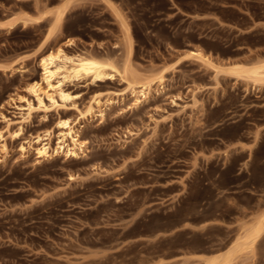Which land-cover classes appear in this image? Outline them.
Masks as SVG:
<instances>
[{"label": "rangeland", "instance_id": "1", "mask_svg": "<svg viewBox=\"0 0 264 264\" xmlns=\"http://www.w3.org/2000/svg\"><path fill=\"white\" fill-rule=\"evenodd\" d=\"M59 48L118 73L68 84L76 108H37L25 87ZM262 63L264 0H0V264H204L227 248L264 216V84L227 71ZM132 73L151 84L138 105ZM95 99L104 117L80 115ZM59 117L86 147L37 158ZM229 264H264V233Z\"/></svg>", "mask_w": 264, "mask_h": 264}, {"label": "bare ground", "instance_id": "2", "mask_svg": "<svg viewBox=\"0 0 264 264\" xmlns=\"http://www.w3.org/2000/svg\"><path fill=\"white\" fill-rule=\"evenodd\" d=\"M66 10L67 7L63 6L56 13L55 24H59L62 21ZM189 53L198 59L204 57L202 50L199 48L190 50ZM39 66L42 71L40 78L28 83L25 91L36 99L37 108L43 109L50 107L55 109L58 107L68 108L69 106L76 108L74 102L76 96L69 91L68 84L80 79H87L91 83L101 82L105 79L113 78L118 73L117 69L110 63L102 62L83 54L69 55L62 48H59L55 53L40 58ZM227 73L235 78L248 80L253 86L264 84L263 63L249 69L242 67L233 68ZM124 74H128V69L124 70ZM128 84L135 105L141 103L142 99L143 101L146 99L151 88L150 83L142 81V78L132 73L131 82ZM44 97L48 99L49 107L44 105ZM16 99L27 102L25 106H19L18 108L23 111L20 113L22 120L28 119L35 107L30 101L18 95L17 98L10 96L9 100L15 101ZM96 112L98 115H96ZM80 115L83 117L99 116L103 118L104 111L101 109L100 100L95 99ZM56 127L59 130V140L55 147H52L50 132L47 133L45 139L37 136L36 143L40 145L34 149L37 158L49 159L53 155L60 153L67 157H77L80 154L77 151H83V148L86 147L85 142L80 138L79 132L74 130L70 120L67 118L59 117ZM20 149L22 152L26 151L24 146H21ZM263 233L264 216L258 218L251 225L249 224L243 233L238 238L234 237L235 240L233 239L224 250L205 255L203 258L204 264H229L236 254L255 246Z\"/></svg>", "mask_w": 264, "mask_h": 264}]
</instances>
